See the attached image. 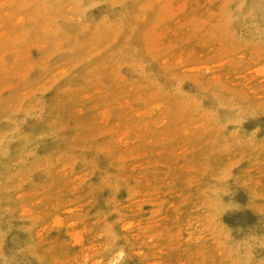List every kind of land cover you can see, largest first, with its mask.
Segmentation results:
<instances>
[{
    "label": "rangeland",
    "instance_id": "1",
    "mask_svg": "<svg viewBox=\"0 0 264 264\" xmlns=\"http://www.w3.org/2000/svg\"><path fill=\"white\" fill-rule=\"evenodd\" d=\"M0 264H264V0H0Z\"/></svg>",
    "mask_w": 264,
    "mask_h": 264
}]
</instances>
